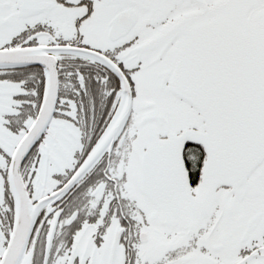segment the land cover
I'll return each mask as SVG.
<instances>
[{
  "label": "snow or ice",
  "instance_id": "1",
  "mask_svg": "<svg viewBox=\"0 0 264 264\" xmlns=\"http://www.w3.org/2000/svg\"><path fill=\"white\" fill-rule=\"evenodd\" d=\"M0 264H264V0H0Z\"/></svg>",
  "mask_w": 264,
  "mask_h": 264
}]
</instances>
